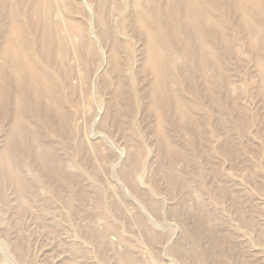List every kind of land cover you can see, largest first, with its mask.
Segmentation results:
<instances>
[{"label": "rangeland", "instance_id": "rangeland-1", "mask_svg": "<svg viewBox=\"0 0 264 264\" xmlns=\"http://www.w3.org/2000/svg\"><path fill=\"white\" fill-rule=\"evenodd\" d=\"M214 1L0 0V264H264V0Z\"/></svg>", "mask_w": 264, "mask_h": 264}, {"label": "bare ground", "instance_id": "bare-ground-1", "mask_svg": "<svg viewBox=\"0 0 264 264\" xmlns=\"http://www.w3.org/2000/svg\"><path fill=\"white\" fill-rule=\"evenodd\" d=\"M182 1L183 0H177V4L180 5V6H182ZM221 1H220L221 3H219L218 1L217 2L214 1V2H211V4L214 5L213 7L218 8V9L221 8V7L224 8L223 9L224 11H225L226 8L227 9L228 8H231V11L227 10L229 12V13H227V15H228V19L227 20H229L230 23L233 24L234 26L236 25L237 28L235 27V30L233 28L232 29L237 33L236 35L238 37L239 34L241 35L243 33V31L240 28V25L238 23V20H237L240 17L239 11L236 8V5L235 4H234L235 6L234 5L232 6V4L234 3V2H232V0H221ZM152 6H153V10L155 11V18L153 19V22L152 23H154L153 25L155 26V24L157 25L160 22V18H159L158 14H157L158 8L160 6V0H152ZM221 11H222V9H221ZM187 17L191 18V16H187ZM187 17L184 18V21L187 19ZM233 30H232V32H233ZM210 36L213 39L217 38V36L215 34H211ZM262 60H263V64H264V56L262 57ZM260 67H261V65H260Z\"/></svg>", "mask_w": 264, "mask_h": 264}]
</instances>
